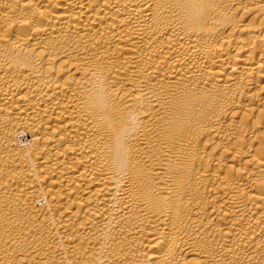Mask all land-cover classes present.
<instances>
[{"label":"bare ground","instance_id":"bare-ground-1","mask_svg":"<svg viewBox=\"0 0 264 264\" xmlns=\"http://www.w3.org/2000/svg\"><path fill=\"white\" fill-rule=\"evenodd\" d=\"M0 264H264V0H0Z\"/></svg>","mask_w":264,"mask_h":264}]
</instances>
